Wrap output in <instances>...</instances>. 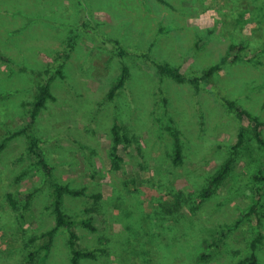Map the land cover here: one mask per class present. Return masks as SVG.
<instances>
[{
    "label": "rangeland",
    "instance_id": "374dc122",
    "mask_svg": "<svg viewBox=\"0 0 264 264\" xmlns=\"http://www.w3.org/2000/svg\"><path fill=\"white\" fill-rule=\"evenodd\" d=\"M231 45H244L245 58L223 66L201 89L156 66L200 77ZM0 54L6 59L0 60V142L29 128L54 179L86 189L85 196L66 197L70 214L92 216L97 227H77L79 247L108 252L82 264H152L143 257L158 264H239L250 256L252 241L264 235V178L256 177H264V148L253 133L256 122L230 113L222 99L264 123V0H0ZM124 67L129 82L110 99ZM50 79L53 98L33 124L31 104ZM115 123L131 141L119 147V171L111 157ZM242 128L233 173L200 202ZM173 129L183 142L180 164L172 158ZM37 159L27 134L0 151V264H26L41 243L32 237L55 224L51 180ZM38 188L25 211L19 195ZM99 193L97 203L90 196ZM182 199L179 213L164 211ZM214 239L220 248L200 263ZM67 240L62 229L49 257L39 254L34 264H71ZM257 253L264 264V239Z\"/></svg>",
    "mask_w": 264,
    "mask_h": 264
},
{
    "label": "trees",
    "instance_id": "16d2710c",
    "mask_svg": "<svg viewBox=\"0 0 264 264\" xmlns=\"http://www.w3.org/2000/svg\"><path fill=\"white\" fill-rule=\"evenodd\" d=\"M245 46L244 45H231L230 50L228 54H226L220 62L217 64L211 65L210 67L204 69L202 75L200 77H187L185 76L179 67L172 66L168 63H156L159 72L161 75L169 76L173 78L175 81L179 83H191L195 88L201 89L203 87V84L210 83L211 79L223 68V66L232 64L234 62H238L239 60H242L245 58ZM0 60L4 61L6 60L5 57L0 54ZM6 62H10V60H7ZM59 74L64 77L63 73L59 71ZM129 70L127 67L123 68L122 75L120 79L114 84L112 89L109 92L108 97L110 99L114 98L119 90H122L126 87L127 83L129 82ZM53 98V92H52V79L47 81L45 84L40 85L38 94L34 100V102L31 104V110H30V117L31 122L34 124L39 115L41 114L42 110L45 109L47 106L49 100ZM225 102V105L230 113H237L238 117L240 119H243L245 116H248L252 118L256 124L253 129L254 136L259 143V145L264 148V134L262 131V127L264 126V123L259 121L258 117L253 116L248 110L243 109L239 107V105L235 101H228L223 100ZM171 128V127H170ZM29 128L25 129L24 131L17 132L13 136L7 137L4 141L0 142V151L4 150L8 141L11 140L14 136L20 135V134H27L28 137V152L31 155L37 156V165L42 169L44 174L47 178L51 180L52 185V200L50 209L52 210V213L54 215L55 224L50 229H47L46 231H43L41 234L35 235L32 237L31 241L32 243L41 241L39 247L37 250L30 252L27 256L26 264H34V260L39 254H43V259H47L49 257L50 252L53 250L55 241L59 235V233L62 231V229H65L67 236H68V247L70 251V262L71 264H82L83 259H95L97 258V252H104L107 253V249H81L79 247V239L80 236L77 232V227L79 225L84 226L85 228L91 230V231H97V227L93 224V217L87 216L82 218L81 220L78 219L76 216L70 214L67 211L66 207V197L67 196H73V197H82L85 196L86 189L85 188H75L72 187L70 183H63L59 180L54 179L53 175V167L50 165L46 157L44 156L43 151L40 148V140L36 136L35 133L32 131L30 132L28 130ZM125 129L122 125L115 123L112 127V133H113V146L111 151V157H112V169L113 170H121L124 166V158L119 155V147L123 143H130V139L127 136V133L124 131ZM174 131V151H173V162L175 164H180L183 161L184 153H183V142L181 138V133L178 129H173ZM245 139V129L242 128L239 134V140L238 143L234 147V151H232L231 156H229L224 163L220 166V168L209 177L207 181V185L202 189V191L199 193L200 202H203L205 199H209L214 195V193L220 188L221 184L233 173L235 164H236V155L238 152L239 147L242 145ZM141 151V146L138 147ZM261 174L263 175L264 168L260 169ZM261 181L264 177L256 176ZM39 191L38 189H34L26 194L19 195L20 198L24 199L26 201L24 205V210H28L31 204L32 199L34 198L36 192ZM92 199L95 200V202L99 203L98 200L102 198V195L99 194H93L90 196ZM10 200L12 203V206L16 205V201L13 200V195H10ZM185 200L182 199L181 201L178 200L174 206V209L168 208L167 210L164 209L167 213L171 215H175L176 213H179L181 209L184 207ZM95 207L92 208H86V212H93ZM165 208V207H164ZM198 208V207H196ZM197 210V209H196ZM144 238V237H143ZM264 239L263 234H259L251 243V253L250 256L245 260L241 261L239 264H244L246 261H248L249 264H260L259 257H258V247L262 243V240ZM221 246V239L217 240L214 239L211 242L207 243V249L209 251H205L201 253L198 256V260L200 263H207L209 262L218 249ZM167 249L164 247V255L168 256ZM144 262L147 263H154L158 264L159 260L156 259H148L146 257H143Z\"/></svg>",
    "mask_w": 264,
    "mask_h": 264
}]
</instances>
